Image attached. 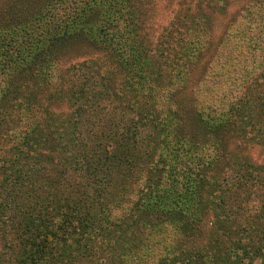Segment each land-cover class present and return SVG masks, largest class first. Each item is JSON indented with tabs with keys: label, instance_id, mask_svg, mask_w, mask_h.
Instances as JSON below:
<instances>
[{
	"label": "trees",
	"instance_id": "16d2710c",
	"mask_svg": "<svg viewBox=\"0 0 264 264\" xmlns=\"http://www.w3.org/2000/svg\"><path fill=\"white\" fill-rule=\"evenodd\" d=\"M153 1L0 0V264H264V0Z\"/></svg>",
	"mask_w": 264,
	"mask_h": 264
},
{
	"label": "rangeland",
	"instance_id": "374dc122",
	"mask_svg": "<svg viewBox=\"0 0 264 264\" xmlns=\"http://www.w3.org/2000/svg\"><path fill=\"white\" fill-rule=\"evenodd\" d=\"M154 1H155L156 5H153L154 7H152V8L155 10V13H151L150 12L149 14H150V17L153 18L152 19L154 21V25L153 26L155 27L154 33L156 35V34H159V32L161 31L162 27H165L167 25V22L170 20V16H171L170 9H171V6L170 7L168 6V8H166L167 2L164 1V0H154ZM259 21L260 20H258V18H257V20L256 19L254 20V23L251 22V26L253 27L254 30H256L254 28L256 23L260 24ZM152 59L154 60V57H152ZM78 60H80V59L77 58V60H74L72 62H78ZM261 69H263V68H261ZM84 70L87 71L86 69H84ZM80 72L81 71L78 72V78H75V79L73 78V81H78V80L80 81V80H82V78L86 79L85 76L83 77L84 74L82 75ZM58 85H59V83H58ZM68 85L69 84L67 83V81L64 80V82L62 84L63 89L67 88ZM95 87H96V85H94L92 83V80L87 78V80H86V88H89L90 91H94ZM202 93H204V91ZM262 96H263V94H262ZM250 97L252 98V100H254L256 98H260L261 100H263L261 98L260 94L257 95V96H253L252 94H250ZM61 102H63V101H61ZM221 102L223 103V101H221ZM101 104L106 105L107 103L103 101V103H100V105ZM66 106L67 105H65V103H60V104L57 105V110L66 111V109H67ZM107 106H109V105H107ZM68 108H69V106H68ZM263 116H264V114H263ZM263 116H261L260 119H258L261 122V123L259 122V124H261V125H259L258 128L254 131L255 132V137L256 138H260L262 140H264V132H263V127H262V123L263 122L261 121V119L264 120ZM107 117H109L108 111H106V110L101 108L100 110L96 111V117L92 116L91 119L100 121L102 118H107ZM247 142L244 141V139L237 140V142L235 144L236 148H237V146L240 147L242 153H245L246 156L248 157V159H250V161L252 163L261 164L264 161V144H261L259 142L255 143L253 141H250V143H247ZM242 146H244V147L242 148ZM240 148H238V149H240ZM8 240H9V235H6L5 241H8ZM5 256H7V253L5 254Z\"/></svg>",
	"mask_w": 264,
	"mask_h": 264
}]
</instances>
